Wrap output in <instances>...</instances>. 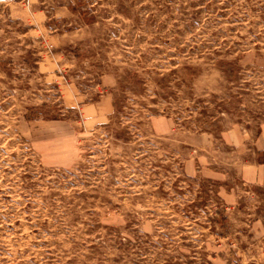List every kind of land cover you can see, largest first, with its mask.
<instances>
[{
  "label": "rangeland",
  "instance_id": "374dc122",
  "mask_svg": "<svg viewBox=\"0 0 264 264\" xmlns=\"http://www.w3.org/2000/svg\"><path fill=\"white\" fill-rule=\"evenodd\" d=\"M263 126L264 0L0 3V264H264Z\"/></svg>",
  "mask_w": 264,
  "mask_h": 264
},
{
  "label": "crops",
  "instance_id": "0c3cea01",
  "mask_svg": "<svg viewBox=\"0 0 264 264\" xmlns=\"http://www.w3.org/2000/svg\"><path fill=\"white\" fill-rule=\"evenodd\" d=\"M223 140L229 142V134L223 135ZM255 142L257 143V152L264 151V126L260 129ZM243 178L247 183H255L264 187V162L253 161L245 164L242 168Z\"/></svg>",
  "mask_w": 264,
  "mask_h": 264
},
{
  "label": "built area",
  "instance_id": "2783aa9c",
  "mask_svg": "<svg viewBox=\"0 0 264 264\" xmlns=\"http://www.w3.org/2000/svg\"><path fill=\"white\" fill-rule=\"evenodd\" d=\"M10 0H0V3H6L9 2Z\"/></svg>",
  "mask_w": 264,
  "mask_h": 264
}]
</instances>
